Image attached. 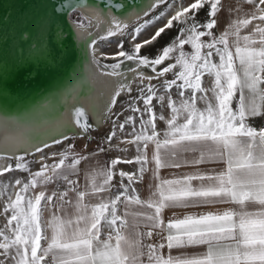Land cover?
Returning <instances> with one entry per match:
<instances>
[{
	"label": "snow or ice",
	"instance_id": "snow-or-ice-1",
	"mask_svg": "<svg viewBox=\"0 0 264 264\" xmlns=\"http://www.w3.org/2000/svg\"><path fill=\"white\" fill-rule=\"evenodd\" d=\"M164 2L153 0L149 7L154 9ZM241 2L250 6L251 11L245 12L240 6L230 8L229 13H235V19L219 36L214 35L213 29L218 26L221 0H194L187 7L178 6L154 35L135 43L131 52L124 51L121 42L117 52L100 53L115 63L101 65L96 55L97 41L93 39L89 44L91 63L102 69L100 74L105 79L95 88L99 93L95 104L87 108L73 105L68 109L71 120L65 116L56 125L39 123L40 115L51 110L52 105L47 109L36 105L12 115L0 113V125H26L35 129L31 135L18 137L16 144L8 139L7 131L0 134V152L5 153L0 155V161L15 158L14 168L12 164L0 165V176L14 170L28 174L26 181L15 179L14 183L0 184V196H7L3 213H10L6 225L0 228V264H264V128L257 130L248 123L252 117L264 116V0ZM206 5L207 19L200 23L196 15ZM168 8L172 9L173 5L169 4ZM161 18H165V12H160L155 20ZM174 22L180 25L179 33L160 54L154 59L140 55L142 48L156 42L166 29H172ZM148 23L151 22L134 29L133 41ZM127 27L113 21L100 39L123 34ZM245 29L249 31L242 34ZM203 37L209 39L205 41ZM186 45L191 52L184 50ZM213 57H218V62ZM166 60L174 62L158 71L157 66ZM125 61L135 64L128 69L132 80L121 71ZM145 68L153 75L146 76L142 70ZM168 73L174 78L163 80L162 87L169 93L170 114L167 118L157 117L153 100L163 107L165 95H158L159 89L151 81ZM205 74L214 77L210 89L201 86ZM135 80L139 81V96L130 102L129 110L138 114L139 127H136L135 115L119 124L120 131L126 125L133 126L132 139L121 141L136 146L133 159L117 157L107 168L86 173L83 190L70 176L78 172V165L88 157L75 153L71 144L60 153H52V157L59 155L58 162L49 164L40 155L36 161L40 164L39 170L31 171L26 155L43 153L53 145L74 139L69 132L87 133L91 127L87 123L88 112L110 114L117 97L122 92H132ZM87 83V75L74 68L72 85L61 97L66 101L67 95H73L80 104L78 90ZM173 87L179 90V103L170 95ZM140 101L143 108L137 106ZM198 101H203L205 107L199 108ZM157 119L166 125L162 132L157 130ZM113 123L107 137L109 145L116 135ZM188 153L193 154V159L181 160ZM70 158L71 162L67 163ZM120 163H135L139 167L136 173L120 171L117 194L106 197L103 193L112 190L115 169ZM206 163H219L222 169L200 171L199 166ZM149 165H153L152 176L157 182L150 186L153 190L148 199L142 200L133 184L144 178ZM184 166L196 170L172 179H162L159 175L161 169ZM58 180H63L67 189L46 194L43 189ZM38 188L41 190L37 191ZM70 194L74 199H68ZM54 197L57 200L54 206L65 214L53 213L51 219L43 221V212L53 204ZM87 198L98 202H87ZM65 205L71 207L70 214ZM120 205H123V214L119 212ZM221 205L228 207L221 208ZM176 207L216 210L184 215L165 223L164 210ZM250 207L255 210L250 211ZM141 226L147 231H141ZM103 228L108 229L105 238H102ZM154 234L161 237L160 243L143 242L145 237L151 239ZM164 248L169 250L167 257L161 252ZM174 248L202 250L195 255L173 257L170 253Z\"/></svg>",
	"mask_w": 264,
	"mask_h": 264
},
{
	"label": "bare ground",
	"instance_id": "bare-ground-1",
	"mask_svg": "<svg viewBox=\"0 0 264 264\" xmlns=\"http://www.w3.org/2000/svg\"><path fill=\"white\" fill-rule=\"evenodd\" d=\"M226 1L230 4L234 2V0ZM152 2L153 0H0V113L12 115L36 105H42L45 109L52 105L51 110L40 115L39 123L56 125L59 124L60 117L68 116L71 120L68 109L73 105L87 108L95 104L99 95L95 88L105 78L100 74L102 69L91 63L92 49L89 48V44L93 39L97 41L96 55L102 65L105 58L100 56V53L111 55L119 49L115 48L106 53L98 38L106 35V30L113 21L129 26L139 24L148 17V20H151L150 16L158 12L159 6L163 4L152 9L149 7ZM170 4L173 8H167L164 11L165 18L161 19L159 25H151L155 23L154 20L147 25L149 28L154 26L150 36L166 23V18L174 14L176 7H187L184 0ZM73 9L81 10L91 21V27H80L71 22L68 14ZM145 12L148 15H144ZM218 29L220 32L224 31L222 25ZM127 30L128 27L124 29L123 34H119L125 37L132 51L134 44L139 41L137 39L133 41V32ZM7 37H10V41L7 47H4V40ZM168 61L169 63L174 62L166 60L164 64ZM74 68L81 69L88 77V83L78 90L80 104H77L73 95H67L66 101L61 97V93L66 92L72 85ZM20 73L23 74L22 77ZM125 73L130 80L133 79L131 73ZM136 85V81L132 83V90ZM126 92H122L121 95ZM102 104L103 98H101ZM117 106L118 102L113 106L110 114L103 111L93 114L89 111L94 125L99 128L104 127L103 121L110 115L111 120L109 119L107 127L111 126L118 112L116 111ZM0 126L13 134H21L26 128L31 129L27 136L35 132L33 127L26 125ZM4 132L0 131V134ZM70 134L74 133L69 132L68 135ZM68 142L69 140L62 144L65 145ZM48 143H51V140ZM60 147V145H53L44 150L50 153V161L59 160V155L52 157V153H60ZM31 151L34 152V149ZM44 152L27 155L33 158L38 170L40 164L36 161L39 160L40 155H44ZM3 154L5 153L0 152V155ZM21 154L23 153H16V155ZM11 160L15 162L14 157ZM11 160L0 161V165L7 166ZM9 173L6 172L0 176V184L11 174ZM15 179H21V176L13 175L9 184L14 183ZM2 201L6 203V195L0 196V204Z\"/></svg>",
	"mask_w": 264,
	"mask_h": 264
},
{
	"label": "rangeland",
	"instance_id": "rangeland-1",
	"mask_svg": "<svg viewBox=\"0 0 264 264\" xmlns=\"http://www.w3.org/2000/svg\"><path fill=\"white\" fill-rule=\"evenodd\" d=\"M177 1L178 0H176V2ZM234 1L237 4L239 2L238 0H234ZM171 2H173V0H167L165 3L160 5L158 12H156L150 16L151 20H148L149 19V17H148L139 24L129 25L127 31L134 32L133 30L136 27H139L140 24H144L145 22H151L152 20H154L155 23H151V25L152 24L159 25L161 23L162 18L159 21H156L155 17L158 16L160 12H164L168 8V5ZM193 2H194V0H184V3L186 6H188L189 4H191ZM221 2H223V8L218 13V16L223 11V9L225 8L224 7L225 0H221ZM240 2H241V0H240ZM206 10H207V5L205 6L204 10H201L197 13L196 21H198L200 23H204L206 21V19H207ZM68 16H69V19L71 20V22L77 24L80 27H91V25H92L91 21L79 9L71 10L70 13L68 14ZM179 27H180V25L177 24L176 22H174V26L172 29H167L165 31V33H162L161 37H159L157 39V41L154 42L152 45H146L144 48H142L140 55H147L149 57V59H154L156 57V55L160 54V52L162 51V48L164 46H167L168 44H170L175 39V37L179 33ZM152 28H154V26ZM152 28H149V26L148 27L146 26L144 29H142L141 33L137 36V40L139 42H142L144 39L149 37L151 34V31H152L151 30ZM216 29H217V27H216ZM201 30H203V29H201ZM213 33H214V35H216L215 28L213 29ZM115 37H118V38L115 39ZM108 38L109 39H107V40L104 39L103 41H102V39H100V37L98 38V41L103 45L102 46L103 50L106 53L110 52L111 50L113 51V49H115V48L117 49L118 48L117 45L121 42H123V50L126 52H131V48H130L127 40L125 39V37L121 36L119 33H117L115 36L108 37ZM202 39L207 41L209 39V37H203ZM184 50L186 52H191V48L188 45L185 46ZM119 59L122 60L123 58L121 57ZM213 60H214V62H218L219 58L213 57ZM115 62L116 61L112 60V59H108V60L104 59L102 65H104L105 63L110 64V63H115ZM168 64H169V61L163 65L158 66L157 70L159 71L160 68L165 67ZM133 67H135V64H133V62L125 61L124 64L122 65L121 71L128 72V69L133 68ZM142 70L146 76L147 75H153V73H151L150 69H142ZM173 78L174 77H173L172 73H168L163 78L154 79L151 81V83L153 85H155L157 89H159L158 95H165V103H164L163 107L156 100H153V105L155 106L154 110L156 112L157 117H159L160 115H164L167 118L170 114V110L167 108V95H169V93L164 92L162 85H163V80H165V79L171 80ZM213 79H214V77L205 74L202 77L201 86L205 89H210L212 87ZM135 81L137 82V85L133 88L132 92L130 94L128 92H126L127 94L124 93L123 95L119 96L117 99L118 106H117L116 111H118V112H117V115L115 116V119L113 118V122H115V126H116L115 127L116 135H115V137H113L110 145H108L109 143L107 142V137H108L109 133L113 130L114 124L112 123V125L109 126L110 128L107 127V124L109 123V119L111 120V116L108 115L103 121V123H105V124H103L104 127L101 126L99 128V127H96L94 125V123L91 120L90 114L88 112L87 123L91 126L90 130L87 133H84L82 135H77L75 133L70 134L69 135L70 137H75V138L70 139L69 142L65 145H63L61 143L60 144V146H61L60 152L64 151L67 148L68 144H71V145H73L72 150L75 153L82 155V156H86L92 152L99 153L101 155V158L104 160V162L106 164V168L110 165L111 160L115 159L117 157H119L121 160L133 159L135 157V155L137 154L136 146L134 144H130V143H121V141H127V140L132 139L131 133L133 130V126L132 125H126L124 130L120 131L118 123H120V122L123 123L126 117H128L130 115H135L136 116V127H137V129L139 127V116H138V114H134L129 110L130 102L135 100V98L139 96V91H138L139 81L138 80H135ZM145 83H148V81H145ZM170 95L172 96L173 100H175V101H177V103H179L180 97H179V90L177 88L173 87L171 89ZM208 96L211 98V92H208ZM137 106L143 108V102L140 101ZM197 106L201 109L205 107L203 101H198ZM232 107L234 108L233 103H232ZM144 118L147 119V116H145ZM165 127H166L165 123L163 121H160L159 119H157V130L162 132L165 129ZM85 146H87V147H85ZM100 148H104L105 151L100 152L99 151ZM121 149H127V151H121ZM21 155H23V154H21ZM44 156L46 157V161L49 164L59 161V160L58 161H55V160L50 161L51 155L49 152H44ZM25 159L29 162V167H30L31 171L34 172L35 170L36 171L38 170L36 165H35V162L31 156L26 155ZM70 162H71V158L69 159V161H67V163H70ZM10 164H12L13 168H14L15 162L14 161L12 162V160H11ZM138 167L139 166L135 163H131V164L120 163L116 166L115 172L117 174L120 171H124L126 173H136ZM10 173H9L10 175L8 177H6L5 179L2 180V184H9L10 179H12L13 175H20L22 180H25V181L27 180V176H28L27 173L21 172L19 170H14ZM62 181L63 180L54 181L53 183L47 185L43 190H45L46 194H48V195H51L53 192L59 193V192L65 191L68 186L65 184H62ZM78 186H79V184H78ZM39 190H41V189L38 188L37 191H39ZM41 203H42V206L45 205L44 201H42ZM4 204H5L4 201H2V203L0 204V228H3L6 225L7 216L10 215V213H8V214L3 213ZM56 204H57V200L54 197L53 198V204L48 205L45 208V210L43 212L44 215H45L46 210H48V208L49 209L52 207L55 208L54 205H56ZM43 219L44 218L42 216V220ZM41 243L44 246L45 242L42 241Z\"/></svg>",
	"mask_w": 264,
	"mask_h": 264
},
{
	"label": "crops",
	"instance_id": "crops-1",
	"mask_svg": "<svg viewBox=\"0 0 264 264\" xmlns=\"http://www.w3.org/2000/svg\"><path fill=\"white\" fill-rule=\"evenodd\" d=\"M238 4L234 1L233 3L230 4V2H227L225 0V4H224V9L223 11L219 14V19H218V26L217 29L215 28V32L216 35L219 36L222 32L219 31L218 27L220 25L223 26L224 30L227 27V24L232 20L235 19L236 14L235 13H229V9L230 8H235L237 6H240L243 8V10L245 12L251 11V7L242 4V2H240V0H238ZM222 3V8H223V2ZM221 8V9H222ZM219 13V12H218ZM251 27V26H250ZM249 31V29H245L242 31V34H247V32ZM239 94H237L238 96ZM234 104V109L236 107V102L235 100L233 101ZM248 123L250 126L257 128V130H259L260 128H264V116H257V117H252L248 120ZM95 154V155H93ZM151 151H149L148 155L149 158L151 157ZM85 157H88V159L81 161L80 165H78V172L72 176H70V179L76 180L79 184V188L81 190H83L85 188V185L87 183L86 181V173H89L92 170H97V169H104L106 168V164L104 162V160L101 158V155L99 153L96 152H92L89 153L88 155H86ZM191 160L193 159V154L188 153V154H184L181 157V160ZM153 167V165H149V171H147L144 174V178L142 180H138L137 182H135L133 184V187L136 189V194L139 195V197L142 200H146L148 199V197L151 194V191L153 190L152 187L157 181L154 180L153 176H152V171L151 168ZM222 169V165L219 163H206V164H202L199 166V170L200 171H219ZM196 168L194 167H190V166H184L181 168H165V169H161L160 170V177L162 179H172L174 177H178L182 174H187V173H191L193 171H195ZM115 180V181H114ZM125 183H127V180L125 179L124 181ZM113 188L110 192H105L103 193L104 196L108 197V196H112L114 197L115 194H117V190L119 189V183H120V177L117 174L114 179H113ZM62 184H65L64 181H62ZM66 185V184H65ZM69 200L74 199V197L70 194ZM87 202L90 203H96L98 202L95 198H87ZM221 208L223 207H228V205H221L219 206ZM65 209L67 210V212L70 214L72 209L69 205H65ZM143 210V209H142ZM209 210H213L215 211L216 209H209L206 207H188V208H183V207H176V208H166L163 212V218L165 220V223H167L170 219H175V218H183L184 215H197ZM250 211L255 210L254 208L250 207L249 208ZM124 208L123 205H120L119 207V212L120 214H123ZM53 213H55L56 215H64L65 212L61 211L60 209H58V207H52V208H48V210H46L45 215L43 213V220L44 221H48L49 219H51V216L53 215ZM141 231H147L146 228H144L143 226H141ZM108 229L107 228H103L102 229V238H105L107 235ZM48 234H51V230H48ZM145 244L148 243H153V244H158L161 242V237L159 235L154 234V236L151 239H148L145 237L144 241ZM44 246H46V243L44 244ZM200 250L202 249H198V248H187V249H172L171 250V255L173 257L175 256H180V255H195L197 254ZM162 254L167 257L169 255V250L167 248H164L161 250ZM143 259H145L146 261V257H144Z\"/></svg>",
	"mask_w": 264,
	"mask_h": 264
},
{
	"label": "clouds",
	"instance_id": "clouds-1",
	"mask_svg": "<svg viewBox=\"0 0 264 264\" xmlns=\"http://www.w3.org/2000/svg\"><path fill=\"white\" fill-rule=\"evenodd\" d=\"M0 131H6V130L3 128V126H0ZM30 131H31L30 128H26L23 130L21 134H13V133L7 132V137L13 144H16L18 143V137L20 136L26 137Z\"/></svg>",
	"mask_w": 264,
	"mask_h": 264
},
{
	"label": "water",
	"instance_id": "water-1",
	"mask_svg": "<svg viewBox=\"0 0 264 264\" xmlns=\"http://www.w3.org/2000/svg\"><path fill=\"white\" fill-rule=\"evenodd\" d=\"M4 47H7V45L9 44V41H10V37H7L6 40H4ZM21 77L23 76L22 73H20ZM47 76V75H46Z\"/></svg>",
	"mask_w": 264,
	"mask_h": 264
}]
</instances>
